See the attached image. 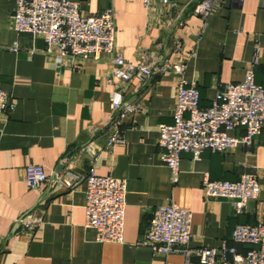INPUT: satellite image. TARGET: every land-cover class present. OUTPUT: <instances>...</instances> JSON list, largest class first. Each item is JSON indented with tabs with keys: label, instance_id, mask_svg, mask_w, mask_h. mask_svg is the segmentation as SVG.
<instances>
[{
	"label": "crops",
	"instance_id": "crops-1",
	"mask_svg": "<svg viewBox=\"0 0 264 264\" xmlns=\"http://www.w3.org/2000/svg\"><path fill=\"white\" fill-rule=\"evenodd\" d=\"M70 1L80 5L83 16L115 12L117 50L128 62L138 63L147 50L171 53L175 34L168 36L163 29L176 14L168 15L158 0L151 11L142 0ZM176 1L190 6L201 0ZM218 3L202 37L203 20L190 10L177 32L184 53L197 51L186 77L197 84L203 109L212 105L220 87L245 80L257 44L263 51L256 82L264 86V0H245L243 6H233L232 0ZM14 7L15 0H0V88L14 106L0 123V264H201L196 257H165L139 245L155 210L170 201L193 214L192 249H217L226 243L246 255L251 247L234 242L232 233L239 225L264 224V133L230 153L206 151L199 161L183 153L174 184L161 161L159 139L160 127L174 123L176 76H156L146 83L136 79L122 87L126 101L137 102L140 109L123 122L125 142L109 150L110 101L122 86L110 82L113 55L103 53L97 61L67 59L60 66L45 53L41 38L12 28ZM89 143L98 153V175L128 181L121 243H99L96 230L86 227V182L74 192L45 185L44 193L28 189L25 182L30 165L53 176L74 162L75 171L86 175L90 161L79 150ZM247 173L258 176L262 191L244 214L237 215L227 200L205 199L206 174L213 181L238 182ZM33 211L43 223L30 234L18 221Z\"/></svg>",
	"mask_w": 264,
	"mask_h": 264
},
{
	"label": "built area",
	"instance_id": "built-area-1",
	"mask_svg": "<svg viewBox=\"0 0 264 264\" xmlns=\"http://www.w3.org/2000/svg\"><path fill=\"white\" fill-rule=\"evenodd\" d=\"M142 1L149 11L155 8L154 0ZM158 1L168 15L176 14L175 18H169L163 29L168 36L175 34L172 51L159 53L147 50L136 64L128 62L117 50V26L113 10L83 16L80 5L70 0H15L10 22L17 33L41 38L46 45L45 53L55 57L60 66L67 59L97 61L103 53L113 55L115 69L110 82L117 80L122 86L114 91L110 101L109 150L125 142L123 122L140 109L137 102L126 101L122 87L136 79L146 83L156 76L175 75L177 101L174 123L160 127L159 145L162 149L161 161L170 169L173 183L177 184L183 153H190L195 161H199L206 151L230 153L241 145L250 146L257 136L264 133V86L256 82V69L263 49L257 44L245 80L220 87L212 105L203 109L197 84L186 77L189 62L197 57V51L184 53L183 40L177 32L185 26L183 16L190 10V14L203 20L200 30L202 37L208 29V20L214 8L219 6L218 0H201L190 6H182L176 0ZM232 2L236 4L233 6H243L245 0ZM17 49L18 44H15L13 50ZM13 107L10 94L0 88V123L5 121ZM79 154L86 155L90 161L86 175L75 171L74 162L62 174L53 176L42 166L30 165L26 169V185L39 193L45 192V185L50 188L61 185L74 192L86 182V227L96 230L99 243H121L125 229L128 181L97 174L98 153L94 143L81 147ZM202 188L207 201L227 200L237 215L244 214L249 202L258 200L262 191L258 176L251 173L244 174L238 182L213 181L206 174ZM18 223L32 234L42 225L43 218L38 211H33L21 217ZM192 223L191 211L178 207L174 201L167 202L155 210L147 235L139 245L165 257L180 255L188 260L196 257L201 264H264V224L239 225L235 228L233 241L251 247L246 255H241L226 243L217 249H192Z\"/></svg>",
	"mask_w": 264,
	"mask_h": 264
}]
</instances>
